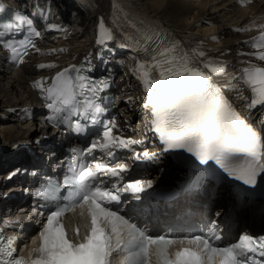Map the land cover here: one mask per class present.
Here are the masks:
<instances>
[{"label": "snow or ice", "instance_id": "6c2138e0", "mask_svg": "<svg viewBox=\"0 0 264 264\" xmlns=\"http://www.w3.org/2000/svg\"><path fill=\"white\" fill-rule=\"evenodd\" d=\"M15 20L22 22L25 18L17 12ZM6 27L12 29L19 25L9 23ZM132 27L136 29L138 37L125 34V39L134 40L137 46L135 51L148 54V59L137 63L135 71L146 93L143 107L151 114L149 130L164 145L160 153H149L145 150L142 154L135 153L133 159L154 160L164 152H183L194 157L201 166L218 165L229 177L255 187L257 177L264 173V140L261 133L224 94L226 86L219 85L212 79L213 74L219 75L225 71L223 62L207 57L202 50L186 51L178 42L160 39V33L155 29H141L135 24ZM260 27L264 28V25ZM30 34L40 36V32L34 29ZM4 35L5 32L0 31V37ZM113 39L112 31L105 27L101 18L97 43L105 45ZM157 40L158 45L152 48ZM255 40L257 42L253 47L256 51L251 55L264 62V31ZM19 43L35 48L31 40H22ZM119 46L131 47L127 44ZM4 47L15 59L18 49L13 42L5 41ZM19 62H24L22 57ZM38 67L54 68L56 65L40 64ZM233 79H239L250 89V108L264 105V66L250 63L249 67L241 70V75ZM33 87L51 101L47 107L54 112L67 111L69 115L80 116L90 124L102 123L103 143L93 141L85 150L72 149L73 161L83 151L100 149L112 156L109 149L127 148L131 144L139 143L113 135V129L117 127L114 118L104 122L100 120L105 108L99 93L109 87L108 78L96 81L86 76L82 68L73 65L57 72L50 86L42 79L34 81ZM228 87L236 88L235 85ZM86 128V124L77 121L73 131L83 133ZM207 170L204 168L201 172L206 173ZM19 171L17 169L10 173L8 178L11 179ZM69 171L71 175L64 180L69 189L66 196L56 197L55 193L60 186L53 184L51 180L47 181V186L42 185L35 193L46 199L62 200V203H58L55 210L47 215L46 222L37 234L39 243L32 248L31 255L28 258L14 255L17 252L15 244L18 237L0 236V264H110L113 248L109 229L116 233L121 227L126 230L129 240L125 244L122 239H118L116 251L126 252L125 264H151L152 249L155 250L156 264H216L217 257L218 264H264V259L257 258H264V235L255 237L242 234L237 242L225 244L214 221L207 231L197 228L181 232L173 227L151 233L130 223L129 218L109 206L120 204L122 193L138 194L153 188L154 180H137L107 187L105 181L99 178L100 175L119 176L127 172L126 163L111 167L103 163L82 165L74 162L69 165ZM140 198L139 195L135 196L137 200ZM85 207L90 219L87 234L81 239L80 230L76 227L72 230L74 238H71L62 218L75 209ZM12 226L21 229L19 218L13 221ZM172 245L179 247L170 255L169 248Z\"/></svg>", "mask_w": 264, "mask_h": 264}, {"label": "bare ground", "instance_id": "6f19581e", "mask_svg": "<svg viewBox=\"0 0 264 264\" xmlns=\"http://www.w3.org/2000/svg\"><path fill=\"white\" fill-rule=\"evenodd\" d=\"M12 1L23 3L27 0ZM50 1L52 5L49 18L54 30L43 33L44 42L32 48L23 59L24 62L13 69L6 65L5 57L0 52V147L3 144L8 146L19 139H31V135L36 136L44 131L43 127L36 131L37 112L34 110L42 93L33 87V82L43 79L48 84L68 63L82 58L90 61L92 65L100 61L98 67L105 65V70L109 69L115 76L116 91L121 99L114 115L117 125L115 130L123 133L125 130L122 125L125 121H136L141 112V103L145 102L143 97L146 93L135 68L139 61L148 59V54L135 51L137 46L134 40L125 39V34L138 37L133 24L141 29L151 28L166 33L167 41L178 42L186 51L199 49L204 51L207 57L222 61L225 71L219 75L215 74L213 80L216 83L219 79L221 82H227L228 86H236L235 89L228 86L224 89V94L236 109L240 113L245 112L251 123H255L257 117L264 112L263 109H248L250 89L242 81L233 79L235 74L249 67L250 63L264 66V62L251 55L256 51L253 47L257 42L255 38L264 31V28L260 27L264 24V0ZM101 18L114 36L112 42H108L109 45L97 43ZM118 44L131 47L116 50ZM53 49L56 51H51ZM40 64H55L56 67L41 69L38 67ZM119 111L123 114L120 115ZM138 126L141 127L140 124ZM48 133L46 130L45 134ZM184 155L183 152H174L173 158L164 156L160 160L161 163H151V168L146 170L147 178L152 179L155 171L175 163L176 166L169 170L172 172L167 174V179L154 180V184H161L166 180L168 183L170 180L172 182L182 170V159L177 158ZM11 166L14 164L1 165L0 159V172L4 169L10 171L8 168ZM36 167L35 165L32 168ZM263 176L264 173L257 177L255 192L258 195H264V191L259 187ZM10 191L15 193L14 188ZM215 195L216 199L212 200V208L215 206L213 210L225 213L230 209L224 216L235 223L236 230L247 223L246 228L251 232L264 230V199L257 197L253 204L249 205V209L242 207L236 210L226 190L216 192Z\"/></svg>", "mask_w": 264, "mask_h": 264}, {"label": "trees", "instance_id": "16d2710c", "mask_svg": "<svg viewBox=\"0 0 264 264\" xmlns=\"http://www.w3.org/2000/svg\"><path fill=\"white\" fill-rule=\"evenodd\" d=\"M175 163H171V165H169L170 167H168V165L162 167V169L160 170H157L155 171L153 174H152V179L153 180H158V181H164L165 179H167V174L170 175L172 171H169V170H172L176 164L174 165Z\"/></svg>", "mask_w": 264, "mask_h": 264}, {"label": "rangeland", "instance_id": "374dc122", "mask_svg": "<svg viewBox=\"0 0 264 264\" xmlns=\"http://www.w3.org/2000/svg\"><path fill=\"white\" fill-rule=\"evenodd\" d=\"M131 84H132V82H131ZM140 114V113H139ZM138 114V115H139ZM259 117V116H258ZM258 117H257V120H255L256 122H258ZM137 118H138V116H137ZM263 120V119H262ZM4 146H6V144H4ZM219 206V205H218ZM215 208V206L213 207V209ZM217 208V207H216ZM247 225H248V223H247ZM246 224L244 225V227L246 228V226H247ZM239 230V228L236 230V232ZM257 233H264V230H260V231H257Z\"/></svg>", "mask_w": 264, "mask_h": 264}]
</instances>
